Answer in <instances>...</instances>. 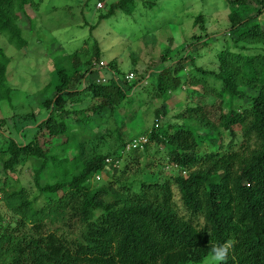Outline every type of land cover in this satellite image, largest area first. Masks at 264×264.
Returning <instances> with one entry per match:
<instances>
[{"label": "trees", "instance_id": "trees-1", "mask_svg": "<svg viewBox=\"0 0 264 264\" xmlns=\"http://www.w3.org/2000/svg\"><path fill=\"white\" fill-rule=\"evenodd\" d=\"M32 3L33 0H0V35L18 50L27 49L24 30L33 28L28 13ZM226 3L229 13L224 36L228 40L215 54L216 67L207 70L196 64L200 46L194 54H185L184 50L173 60L171 70L165 72L164 67L157 73L152 96L158 95L169 103L179 92L181 101L176 106L180 111L176 119L166 122L157 109V127L127 139L130 142L146 136L148 142L142 152H123L129 142L122 135L118 148L103 154L95 149L85 154V141H79L86 137L79 130L107 121L118 114L120 106L126 108L123 115L130 114L132 120L140 117L138 109H128L135 100L130 91L136 84L122 78L123 73L113 62L102 65L96 43L93 42L91 60L79 62L77 56H71L70 69L68 65L55 66L56 82L46 88L52 90V95L41 101L46 114L40 122L34 120L37 125L32 127L43 142L38 136L25 141L24 135L21 143L9 140L2 169L15 171L26 157L43 160L34 171L38 193L45 196V204L59 191L64 196L46 211L45 206L30 207L21 188L14 187L5 195L8 205L21 218L15 231L0 228V264H200L210 256V244L229 240L233 247L227 264H264V54L254 52L264 51V26L259 21L264 14V0ZM154 5L150 3L148 7ZM133 7V0H116L104 8L98 21L116 12L130 14ZM22 19L27 21V29ZM193 23L205 30L202 15L196 16ZM195 39L191 46L200 43V37ZM187 62L191 68L183 74L182 65ZM9 63L10 58L0 48V103L11 102ZM104 67L111 72L107 83H96L101 75L90 79L94 70ZM131 73L135 74L134 80L141 76L137 70ZM14 92L13 89V98ZM202 98L216 103L217 108L206 109ZM78 104H85V109L74 108ZM72 112L78 115L74 126L65 121ZM222 136L227 139L226 146ZM208 142L212 148L203 152ZM150 143L154 144L155 154L164 149L167 163L179 169L177 176H158L154 182H142L137 192L129 190L133 184L121 189L108 183L91 187L94 180H101L96 178L98 174L109 169L115 172L130 154L138 161ZM49 144L62 151L75 148L78 158L69 162L70 168L54 163L57 165L48 170ZM47 173L49 177L44 178ZM43 178L51 181L42 184ZM171 180L188 218L180 215L174 205ZM13 198L18 200L15 205ZM40 212L50 219H72L80 227L72 235L45 232ZM27 221L36 224L34 232L27 230Z\"/></svg>", "mask_w": 264, "mask_h": 264}, {"label": "rangeland", "instance_id": "rangeland-1", "mask_svg": "<svg viewBox=\"0 0 264 264\" xmlns=\"http://www.w3.org/2000/svg\"><path fill=\"white\" fill-rule=\"evenodd\" d=\"M114 1L116 0H33L34 5L28 10L34 22L33 28L31 31L23 29L24 37L28 42L27 49H16L9 44L6 37L0 35V48L10 58L7 83L12 89L11 102L0 103L1 229L8 228L15 231L18 220L21 218L4 199L7 193L10 194L12 188H21L24 191L25 199L30 207L45 206L46 211L58 202L57 198L64 196V192L59 191L45 204V196L38 193L39 190L33 181L34 171L35 165L43 163V160L39 161L32 156L26 157L20 161L15 171L2 169V163L8 157L5 150L9 140L14 139L21 143V135H24L25 141L38 136L35 128L32 127L37 125L34 120L38 123L46 114L41 101L52 95V90L47 91L46 88L47 84L56 82L54 72L56 65L63 67L68 65L70 69L73 62L71 56H77L76 61L79 62L91 60L94 42L101 50L102 65L113 62L123 75L134 70L141 75L138 80L132 81L136 86L130 92L135 100L133 105L128 107L133 111L138 109L140 117L132 120L129 118L130 114L123 115L126 114L124 113L126 108L120 106L118 114L110 116L107 121H100L101 123L97 125L92 123L79 130L86 134V137H82L79 141H85L84 152L89 155L94 149L99 154L112 152L118 148L121 137L129 142L127 139L131 136H137L140 132L157 127V124H154L157 109L162 117L161 120L171 122L176 119L175 116L180 111L176 106L178 101H181L179 92L169 100V103L163 101L158 95L152 96V94L157 86V73L164 67H166L165 72L171 70L170 65L174 64L173 60L184 50L185 54H194L201 46L202 50L195 58L196 64L207 70L216 67L215 54L225 47V40H228V36H224L225 30L228 29L227 0H133L132 13L116 12L112 17L98 21L97 17L105 13L104 8H108V5ZM98 2L102 4L101 8H96ZM150 3L155 5L148 7ZM198 15L204 18V31L193 25ZM22 21L25 24L24 28L27 29V21L24 19ZM259 21L264 26V14L260 16ZM205 35H207L206 38ZM194 37H200L201 41L191 46L197 40H194ZM255 51L264 54L263 50ZM160 65L162 66L159 68ZM182 67L185 71L181 73L185 74L191 68V64L187 62ZM98 75L103 76L102 80L105 84L111 72L108 67H104L94 70L90 76L95 78ZM13 89L16 91L14 98ZM199 98L200 96L195 97L194 101H199ZM202 101L206 109L217 108L216 103L213 105L205 98H202ZM84 105L78 104L74 108L81 109ZM31 114H35V117L30 118ZM71 114L73 115L68 116L65 121L74 126L78 115L73 112ZM74 134L76 135L75 131ZM119 135L122 136L119 138ZM222 139L223 145L226 146V137L222 136ZM39 142H43V139L40 138ZM47 148L49 149L47 160L50 166L48 170H52L58 163L66 164L70 168L69 162L78 158L75 148H72V151L67 149L62 151L54 144L47 145ZM211 148L208 142L203 145L202 151H209ZM50 157L55 158L50 159ZM55 159L57 162L54 161ZM79 159L83 161L84 157ZM122 161L124 163L122 162L115 172L109 169L107 173L98 174L101 180L98 182L94 180L91 187L108 183L114 188L121 189L133 184L129 187V190L133 191L142 182H154L158 176L168 179L171 174L177 176L179 173L178 168L167 163L164 149H161L159 154L154 153L152 143L148 145V151L138 161L131 154ZM78 164L82 163L78 161ZM47 177L49 173L44 176V178ZM44 178L42 184L51 181ZM171 182L174 205L180 215L188 218V214L182 209L176 184L172 180ZM17 201L13 198V205ZM68 217L70 218L69 213ZM39 219L45 232L51 231L57 235L62 233L72 235L71 233H76L80 227L78 223L68 218L56 220L50 219L47 214H41ZM198 223H202V220H198ZM35 225L34 222L27 221V230L34 232ZM200 264H211L210 256H207Z\"/></svg>", "mask_w": 264, "mask_h": 264}, {"label": "clouds", "instance_id": "clouds-1", "mask_svg": "<svg viewBox=\"0 0 264 264\" xmlns=\"http://www.w3.org/2000/svg\"><path fill=\"white\" fill-rule=\"evenodd\" d=\"M98 3H100V2H98ZM97 4H96V8H99V7H97ZM129 74H132V76H133V78L131 80H128L127 79V75H129ZM127 75H123L122 78H124L125 80H127L129 83L132 82L135 79V74L129 72ZM90 79H92V77H90ZM97 79H100V78H97ZM100 80L101 81L99 83L100 84L103 83V80L102 79H100ZM118 81L121 82L120 80H118ZM140 137H145L147 139L146 136H139L136 139H138ZM147 142H148V139H147ZM147 142L145 144H147ZM144 145L142 146V148H138V149L142 150L143 147H144ZM126 146H125V150L123 152L130 151V150H136V149L126 150ZM96 178H98V176ZM232 247H233V242L231 240L225 241L223 243L217 242L215 244H210L209 245V252H210V261H211V264H227V260H228V257H229V254H230V250H231Z\"/></svg>", "mask_w": 264, "mask_h": 264}, {"label": "built area", "instance_id": "built-area-1", "mask_svg": "<svg viewBox=\"0 0 264 264\" xmlns=\"http://www.w3.org/2000/svg\"><path fill=\"white\" fill-rule=\"evenodd\" d=\"M97 7H99V8L102 7V4L98 3ZM132 78H133L132 74L127 75L128 80H131ZM100 81H101L100 79L96 80L97 83H99ZM146 142H147V139L145 137H140L138 139H134L126 146V150L142 148V146ZM107 162H110V160H107Z\"/></svg>", "mask_w": 264, "mask_h": 264}]
</instances>
